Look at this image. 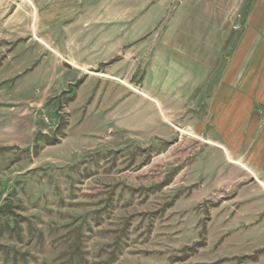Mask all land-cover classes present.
I'll use <instances>...</instances> for the list:
<instances>
[{
  "label": "rangeland",
  "instance_id": "1",
  "mask_svg": "<svg viewBox=\"0 0 264 264\" xmlns=\"http://www.w3.org/2000/svg\"><path fill=\"white\" fill-rule=\"evenodd\" d=\"M37 10L0 0V264H264V199L240 201L244 184L202 177L203 140L179 131L170 141L112 151L57 145L68 118L62 104L79 82L52 98L48 111L38 104L49 90L50 53L42 49H74L55 41L57 25L36 18ZM65 26L59 32L71 39ZM30 123L43 126L35 144L12 145L22 133L32 137ZM110 127L119 130L100 119L91 136L107 139ZM255 180L250 192L264 191Z\"/></svg>",
  "mask_w": 264,
  "mask_h": 264
},
{
  "label": "crops",
  "instance_id": "2",
  "mask_svg": "<svg viewBox=\"0 0 264 264\" xmlns=\"http://www.w3.org/2000/svg\"><path fill=\"white\" fill-rule=\"evenodd\" d=\"M23 1L38 9L36 18L57 25L56 42L67 39L64 45L74 49L71 56L63 47L41 51L50 53L49 90L38 102L45 111L52 98L79 82L62 104L68 118L57 145L70 140L85 151H112L156 145L182 131L204 142L200 166L206 161L208 170L202 177L244 184L240 201L264 199V191L250 192L255 179L264 187V0ZM66 24L71 39L59 32ZM112 62L119 64L113 72L107 68ZM85 86L92 89L87 93ZM127 98L139 106L126 104ZM100 119L120 131L110 127L107 139L91 136ZM28 126L32 137L25 140L22 133L12 145L35 144L33 132L43 126ZM214 157L218 173L210 167Z\"/></svg>",
  "mask_w": 264,
  "mask_h": 264
},
{
  "label": "built area",
  "instance_id": "3",
  "mask_svg": "<svg viewBox=\"0 0 264 264\" xmlns=\"http://www.w3.org/2000/svg\"><path fill=\"white\" fill-rule=\"evenodd\" d=\"M234 27H235V28H240V27H241V25H240V24H238V25H235Z\"/></svg>",
  "mask_w": 264,
  "mask_h": 264
}]
</instances>
